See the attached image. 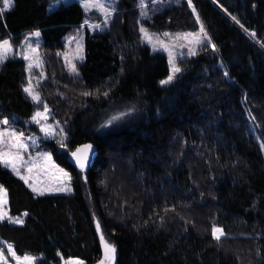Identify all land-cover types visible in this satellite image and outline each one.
<instances>
[{
    "label": "trees",
    "instance_id": "obj_1",
    "mask_svg": "<svg viewBox=\"0 0 264 264\" xmlns=\"http://www.w3.org/2000/svg\"><path fill=\"white\" fill-rule=\"evenodd\" d=\"M137 5L116 0L103 30L83 32L74 73L59 52L85 18L77 0H11L0 13V40L39 34L37 91L66 134L46 144L71 184L35 195L0 163L8 214L21 217L0 221V239L34 264H98L104 242L114 264H264V0H176L143 19ZM194 14L209 44L160 85L165 55L137 26L193 30ZM24 84L21 58L0 61V119L37 131ZM85 142L94 156L80 170L70 155Z\"/></svg>",
    "mask_w": 264,
    "mask_h": 264
},
{
    "label": "rangeland",
    "instance_id": "obj_2",
    "mask_svg": "<svg viewBox=\"0 0 264 264\" xmlns=\"http://www.w3.org/2000/svg\"><path fill=\"white\" fill-rule=\"evenodd\" d=\"M77 1L85 13V18L78 27L63 37V47L59 52L66 70L70 73L76 71V66L82 59L83 32L103 30L114 11L116 2V0ZM174 1L176 0H138L140 19L146 18L155 5ZM55 4L52 3L50 7ZM10 5L11 0H0V13ZM189 7L191 8L190 5ZM194 18L195 29L183 31H151L139 22L137 31L140 42L146 45L150 52H161L165 55L167 74L159 81L160 85L170 83L179 73L178 60L193 56L203 44H209L208 36L195 14ZM39 43V34L36 31L23 34L15 43L8 39L0 40V61L7 57H19L24 62L25 84L22 89L35 105L29 123L37 130L19 129L7 119H0V163L21 179L35 195L67 193L71 191L69 173L54 162L46 144L52 139L61 144L66 134L61 125L51 118L47 105L37 91L38 83L45 77L38 49ZM0 221L11 224L21 223V217L8 214L6 192L2 186H0ZM213 235L217 236L221 233L214 229ZM112 256L113 248L104 242L101 264H112ZM37 258L38 256L30 254H15L12 247L0 239V264H34ZM82 263L78 258H61L59 264Z\"/></svg>",
    "mask_w": 264,
    "mask_h": 264
},
{
    "label": "water",
    "instance_id": "obj_3",
    "mask_svg": "<svg viewBox=\"0 0 264 264\" xmlns=\"http://www.w3.org/2000/svg\"><path fill=\"white\" fill-rule=\"evenodd\" d=\"M94 156V147L91 143L85 142L77 145L71 155H70V162L73 166L80 170H85L92 162ZM113 256L111 260L113 261ZM102 259L100 260L99 264H101ZM112 264H114L112 262Z\"/></svg>",
    "mask_w": 264,
    "mask_h": 264
}]
</instances>
